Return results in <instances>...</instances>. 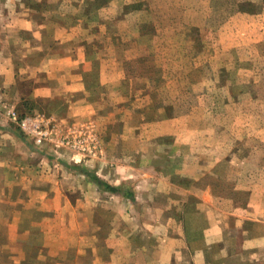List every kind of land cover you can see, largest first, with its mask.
Masks as SVG:
<instances>
[{
    "label": "rangeland",
    "instance_id": "obj_1",
    "mask_svg": "<svg viewBox=\"0 0 264 264\" xmlns=\"http://www.w3.org/2000/svg\"><path fill=\"white\" fill-rule=\"evenodd\" d=\"M77 45L90 60L93 111L66 120L61 99L30 94L47 79L30 65ZM0 54L14 67L0 94V264H85L129 239H107L119 226L109 220L117 182L83 172L95 161L115 168L107 152L135 168L123 166L136 185H178L174 197L184 187L183 215L169 203L196 230L212 214L205 196L216 215L264 200V0H0ZM25 116L41 118L46 138L20 126ZM77 220L82 239L71 234Z\"/></svg>",
    "mask_w": 264,
    "mask_h": 264
},
{
    "label": "crops",
    "instance_id": "obj_2",
    "mask_svg": "<svg viewBox=\"0 0 264 264\" xmlns=\"http://www.w3.org/2000/svg\"><path fill=\"white\" fill-rule=\"evenodd\" d=\"M10 23L8 19L5 22L6 25ZM39 27L43 28L44 24H39ZM20 28L33 32L34 26L28 19H25ZM41 31L42 29H39L38 38L41 36ZM32 35L35 37V32ZM55 40L63 43L71 41V38L55 37ZM5 45L7 47V43ZM33 47L29 48V53ZM32 53L40 54L36 50ZM23 58H26V55ZM10 60L6 55L0 54V67H2L1 62L7 64L5 70H0V94L8 93V87L14 82V67L8 65ZM38 63V67L30 65L31 71L32 69L33 71L44 70L47 79L37 83L31 90V95L44 97L51 101L56 98L61 99L62 104L67 108L63 115L66 120L76 115L87 114L88 116L93 111L86 97L87 88H85L84 79V74L91 68L90 60L83 48L77 45L51 49L41 54ZM41 63H43L42 69ZM2 87H5V93L1 92ZM107 157L109 160L112 157L115 168L102 165V163L100 165L99 161H95V165L88 163L86 170L106 179L107 182L114 179L117 182H114V186L118 187V184H121L129 190V195L111 193L112 196H116L113 210L117 213L111 215L109 220L116 221L119 226L118 229L107 234V239L111 237H128L129 239L120 240L119 245L112 244V247L107 243L109 253L105 259L96 256L85 264H264V200L253 198L247 202L244 209L234 204L228 211L221 209L216 215L215 205L205 196L200 199V203L205 206V211L206 209L212 210V214H208L205 224L196 230L189 223H185L182 218L178 217L179 220L174 218L173 206L169 203L173 201L172 196L177 201L180 215H183L182 207L186 200H180V197L184 187H181L178 191L179 195L174 197L171 192L176 191L178 185H155L152 182L150 185L149 183L136 185L135 180L132 179L133 175L127 171V168H135L121 163L124 159L122 154L111 156L107 152ZM16 177L22 178V182L19 183L26 184L25 177L21 175H16ZM157 195L166 196V201H161ZM134 205L142 206L144 213L131 212L129 207ZM123 221L133 222V230H121L120 228L124 227L121 225ZM77 223V229L71 234H74L77 239H82L87 236V233L80 229L78 220ZM143 238H148V240L142 242ZM72 242L71 246H74V240ZM75 246L79 253H83L88 248L79 247V242ZM60 250L63 251L66 248L60 247L58 252H54V257L59 254ZM56 260L55 264H67L60 256Z\"/></svg>",
    "mask_w": 264,
    "mask_h": 264
},
{
    "label": "built area",
    "instance_id": "obj_3",
    "mask_svg": "<svg viewBox=\"0 0 264 264\" xmlns=\"http://www.w3.org/2000/svg\"><path fill=\"white\" fill-rule=\"evenodd\" d=\"M14 117V114L12 115ZM41 118L40 117H30L25 116L20 120V126L26 131L30 132V134L38 139H44L47 136V131L42 129L41 126Z\"/></svg>",
    "mask_w": 264,
    "mask_h": 264
},
{
    "label": "trees",
    "instance_id": "obj_4",
    "mask_svg": "<svg viewBox=\"0 0 264 264\" xmlns=\"http://www.w3.org/2000/svg\"><path fill=\"white\" fill-rule=\"evenodd\" d=\"M83 172L87 173L88 171L85 169V170H83ZM96 180H98V178H96ZM110 190L123 194V192L120 189L116 188V187H110Z\"/></svg>",
    "mask_w": 264,
    "mask_h": 264
}]
</instances>
